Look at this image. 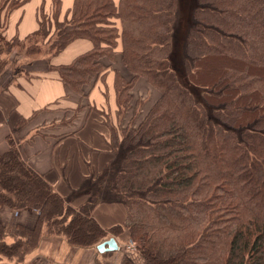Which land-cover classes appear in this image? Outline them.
Wrapping results in <instances>:
<instances>
[{
  "label": "trees",
  "instance_id": "1",
  "mask_svg": "<svg viewBox=\"0 0 264 264\" xmlns=\"http://www.w3.org/2000/svg\"><path fill=\"white\" fill-rule=\"evenodd\" d=\"M9 1L7 12L24 0ZM59 5L53 0L51 19L41 13L26 40L52 30L51 54L76 38L93 42L89 52L57 68L70 89L83 95L85 85L103 76L120 41L117 109L129 106L139 77L159 97L137 125L110 129L116 131L110 148L115 152L114 143L122 156L103 167L97 190L76 209L10 141L0 154V207L37 209L38 223L84 245L105 235L90 210L111 198L126 208L124 222L114 227L127 228L143 264H264V0H197L183 64L187 80L204 89L213 118L170 66L177 0H74L61 21ZM3 21L0 45L12 47L17 40L4 38ZM41 44L36 38L25 51L40 52ZM6 63L0 57V71ZM28 230L19 228L25 239L7 243L0 222V251L30 249L36 231Z\"/></svg>",
  "mask_w": 264,
  "mask_h": 264
},
{
  "label": "crops",
  "instance_id": "2",
  "mask_svg": "<svg viewBox=\"0 0 264 264\" xmlns=\"http://www.w3.org/2000/svg\"><path fill=\"white\" fill-rule=\"evenodd\" d=\"M73 1L60 0L58 20L69 17ZM41 13L51 19L53 0H24L6 13L2 35L6 40H26L39 28ZM92 47L90 39L76 38L54 54L41 49L34 55L21 56L20 73L8 76L4 83L0 81V154L8 149L11 141L26 164L74 209L89 199L90 190L86 185L90 184L92 175L118 158L110 149V128L107 123H101L95 109L99 111L103 106L106 112L109 108L111 113L117 110L114 80L122 66L121 42L118 41L112 59L106 60L108 67L103 76L85 85L83 95L70 89L57 69ZM142 80L146 81L139 77L135 83ZM75 109L79 110L77 116L82 115L81 122L77 126L69 123L72 126L69 131L59 135L55 129L60 126L58 122L64 111ZM44 128L51 131L45 132ZM90 216L105 235L98 242L79 245L70 242L64 232L50 230L45 222L38 223L37 209L0 207V222L7 234V243H12L13 237L25 239V233L19 232V228L36 231L35 244L30 249L16 259L12 253H6L4 260L0 257V264H119V250L127 236H113L110 228L124 222L123 202L99 201L91 208ZM110 237L115 239L117 248L98 250L97 245ZM127 253L133 264H143L141 256L132 251Z\"/></svg>",
  "mask_w": 264,
  "mask_h": 264
},
{
  "label": "rangeland",
  "instance_id": "3",
  "mask_svg": "<svg viewBox=\"0 0 264 264\" xmlns=\"http://www.w3.org/2000/svg\"><path fill=\"white\" fill-rule=\"evenodd\" d=\"M10 1L4 2L0 0V6L3 5V8L1 9V20L3 23L5 22V16L7 13V7L9 6ZM177 12L176 13V20L175 24L173 27V34H172V51H171V56H170V66L174 70L176 77L184 85L192 94V97L195 101L201 102L211 118L212 115V108L206 105V102L204 101V98L202 96L204 89L200 88L198 86L193 85L187 80L186 77V72H185V66L183 64V59H184V49H185V37L187 36L188 29L191 25H193V11L197 7V0H177ZM4 25V24H3ZM53 28V25H52ZM3 29V28H2ZM52 30L45 36H34L31 37L30 40H25V43L23 44L24 41H15L13 43L12 48L8 46L0 45V47H3L4 52L1 53L0 57L2 59H8L7 63L3 66V68L0 71L1 74V79L0 81L2 83L6 82L8 79V76H12V74H17L20 73L21 70V61L20 57H24L25 55H30L28 54L25 50H27V46L32 43L33 40L37 38V40H40L41 44V49H47L48 47V42H46L51 34ZM13 49V50H12ZM10 51V52H9ZM12 52V53H11ZM9 53H11L9 55ZM34 55V54H32ZM26 57V56H25ZM137 80V79H136ZM136 80L133 82L131 89H130V100H129V106H127L125 109H117L114 113L110 112V108L108 109V112H106V109L101 106L102 108L95 109V115H97L98 119L103 121L101 122L102 124L107 123L109 128H114L117 130V128L122 124L126 125L133 123V125H137L142 119H144L146 113L150 110V108L153 106L157 98L159 97V91L156 87L152 86L148 81L142 80L143 82H136ZM80 105H78V109L80 110ZM95 108V107H94ZM77 109L74 110H65V114L62 117V119L58 122L60 123V126L57 127L55 130L58 132L59 135L62 133H66L69 131V128L72 126H68L69 123L73 124L74 126H77L81 120H82V115L79 114L77 116V112L79 111ZM213 118V117H212ZM43 131L50 132L51 128L48 130V128H44ZM116 132L115 130L110 131V135ZM114 148V153L118 155V158H121L122 156V150L118 149L114 146V143L111 145ZM111 149V148H110ZM115 161V160H114ZM112 161V162H114ZM105 168H102L99 172H97L94 176L92 175V178L90 179V184H87L86 187L89 189L91 192H94L97 190V187H95L96 182L98 181V178L102 174L103 170ZM102 195V194H101ZM90 197V194H89ZM115 199L111 198H103L101 201H114ZM110 234L113 236L120 235L122 238H126L122 241L123 245L120 248L119 252V259L120 262L119 264H124L126 260H130L131 263L132 260L129 258L127 251H132L135 252L138 257L140 256L138 250L135 247V241L132 239L129 231L125 227H112L110 228ZM143 234V233H142ZM13 241H15V237H13ZM10 240V239H9ZM34 240V239H33ZM130 240L133 242V244L130 246ZM35 244V243H34ZM31 246V245H30ZM17 250L14 252L13 257L16 259L17 257H20L21 255V246H17ZM3 251V250H2ZM0 251V257L4 260L5 255L4 254H10L12 253L11 250L7 251L6 253ZM142 257V256H141ZM143 259V258H142ZM163 260V259H162ZM166 264H169L168 260H164ZM144 263V260H143Z\"/></svg>",
  "mask_w": 264,
  "mask_h": 264
},
{
  "label": "water",
  "instance_id": "4",
  "mask_svg": "<svg viewBox=\"0 0 264 264\" xmlns=\"http://www.w3.org/2000/svg\"><path fill=\"white\" fill-rule=\"evenodd\" d=\"M116 248H117L116 241L113 237H110L109 239L104 240L97 245V249L100 251H104L107 249H116Z\"/></svg>",
  "mask_w": 264,
  "mask_h": 264
},
{
  "label": "built area",
  "instance_id": "5",
  "mask_svg": "<svg viewBox=\"0 0 264 264\" xmlns=\"http://www.w3.org/2000/svg\"><path fill=\"white\" fill-rule=\"evenodd\" d=\"M133 244V242L130 240V243H129V245L131 246Z\"/></svg>",
  "mask_w": 264,
  "mask_h": 264
}]
</instances>
